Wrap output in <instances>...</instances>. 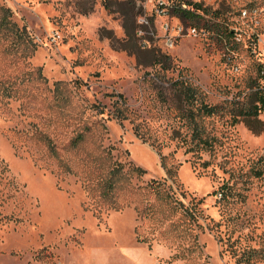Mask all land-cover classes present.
Returning <instances> with one entry per match:
<instances>
[{"label": "rangeland", "instance_id": "obj_1", "mask_svg": "<svg viewBox=\"0 0 264 264\" xmlns=\"http://www.w3.org/2000/svg\"><path fill=\"white\" fill-rule=\"evenodd\" d=\"M247 1L217 0L210 8L220 13L199 20L206 34L185 35L173 48L157 40L152 47L170 59L155 63L126 32L137 10L123 12L118 0H0L36 42L24 54L0 36V81L17 89L0 90V264H264V110L235 124L229 114L198 118L214 136L203 147L183 116L191 104L172 86L186 77L211 104L244 98L259 60L249 38L255 29L264 37V16H242ZM112 92L126 96L134 120L108 113ZM59 96L69 99L58 104ZM92 103L105 109L97 115L103 143L120 161L146 169L132 178L120 209L94 211L78 176L61 172L39 139L44 132L61 147ZM152 178L167 179L184 205L158 200ZM148 202L154 213L142 217L136 206ZM186 206L197 214L192 223ZM253 248L260 252L246 262Z\"/></svg>", "mask_w": 264, "mask_h": 264}, {"label": "trees", "instance_id": "obj_2", "mask_svg": "<svg viewBox=\"0 0 264 264\" xmlns=\"http://www.w3.org/2000/svg\"><path fill=\"white\" fill-rule=\"evenodd\" d=\"M120 8L123 12L128 13L135 10V5L129 1L118 0ZM108 8L109 4H105ZM204 14L213 12L219 14L220 10H212L210 7H202ZM0 36L9 38L14 45H22V52L29 54L36 49V42L33 40L31 34L26 27H19L18 24L12 20V13L9 7L0 5ZM185 16V15H184ZM193 16V15H192ZM191 16V17H192ZM187 17V16H186ZM200 24L201 21L197 20ZM193 21V22H197ZM202 25V24H201ZM205 26H208L205 24ZM221 29L222 26L218 24ZM137 20H135V28L126 26L128 36H136ZM234 30L225 32L228 36L233 35ZM137 38V36H136ZM138 40V39H137ZM139 46L149 49L153 61L155 63L169 62L170 56L168 54L156 51L152 46ZM124 47L129 49V45L124 43ZM263 64L258 60L257 62V77L251 78L250 91L240 100L225 99L222 103L211 104L204 99L203 91L200 87L194 84L186 77L177 78L172 82L174 90L180 101L188 102L191 107L187 109V113L183 116L190 119L193 123V137L196 139L197 144H203V147L212 145L214 136L206 132L198 124V118L206 116H213L217 114H229L233 124L243 120L241 117H248L251 115L257 116L263 110L264 106V84L261 79L264 77L261 73ZM40 75L42 73L40 71ZM79 81V80H78ZM76 81L78 84H80ZM61 80L55 81L56 88H59ZM15 88L8 84L5 80L0 81V90L5 95H12ZM111 95H116L114 99V108L109 110L108 113L122 121L124 119L134 120L133 110L130 108L126 96L122 92H112ZM64 96L56 97V103L68 100L69 97ZM162 98L165 99V96ZM86 109H90L91 116H86ZM105 109L100 103L86 104L83 106L80 114H77L73 134L68 140L59 147L56 142L48 134L38 132L39 139L46 145L47 152L53 159H55L58 169L61 172L73 173L81 180L82 185L87 191L90 200L91 208L96 212H101L103 209H120L126 204L127 193L134 188L132 178L134 176L140 177L146 172V169L138 164L130 162L128 165L120 161L113 154L112 148L103 143L104 133L106 127L104 124V117L97 115L104 114ZM245 120V119H244ZM247 121V120H246ZM250 125V123L247 121ZM255 131H258L254 129ZM135 131L138 135L143 136L139 124L135 125ZM166 156L162 155V164L165 166ZM166 172L169 176H176V167L168 165ZM256 175H261L263 172L260 168L255 170ZM167 179L159 180L152 178L148 182L151 191L156 195V198L164 203L172 204L173 207L183 206L182 200L175 196V191L172 187L169 188L166 184ZM128 203V202H127ZM138 214L142 217H149L154 213L155 204L146 203L145 205L136 206ZM188 215V216H187ZM184 216L188 217V221L192 223L197 219L195 210L186 206ZM260 250L253 248L248 251V258L246 262L250 261L251 256L259 253ZM264 258V256H262ZM243 258L241 257L240 260Z\"/></svg>", "mask_w": 264, "mask_h": 264}, {"label": "built area", "instance_id": "obj_3", "mask_svg": "<svg viewBox=\"0 0 264 264\" xmlns=\"http://www.w3.org/2000/svg\"><path fill=\"white\" fill-rule=\"evenodd\" d=\"M124 1L133 3L138 12L136 36L141 46H155L156 41L160 40L161 46L173 48L185 35L206 34V27L209 26L205 27L197 20L204 14L202 7H212L217 0ZM241 13L244 18L264 16V0H248ZM249 39V47H253V52L258 47L259 61L263 64L261 73L264 76V37L255 29ZM261 82L264 84V77Z\"/></svg>", "mask_w": 264, "mask_h": 264}]
</instances>
